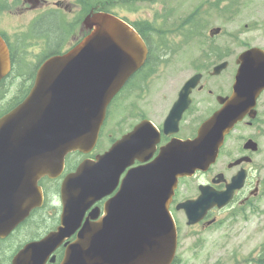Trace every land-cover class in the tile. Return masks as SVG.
Wrapping results in <instances>:
<instances>
[{"label":"water","instance_id":"1","mask_svg":"<svg viewBox=\"0 0 264 264\" xmlns=\"http://www.w3.org/2000/svg\"><path fill=\"white\" fill-rule=\"evenodd\" d=\"M84 24L94 31L68 53L45 62L26 98L0 119V237L41 204L39 178L57 177L66 154H85L94 147L108 102L142 63L141 40L122 21L95 13ZM8 71L0 40V79ZM220 124L203 125L194 141L176 142L148 167L130 170L119 192L104 204L103 216L89 222L98 209L89 212L62 264H170L176 245L168 213L173 177L214 159L217 147L211 149L207 141L221 142L226 128ZM149 133L146 128L123 136L95 162L84 160L64 178L61 227L44 242H60L74 233L91 204L109 195L123 170L140 159L137 151ZM205 205L200 197L178 208L190 221Z\"/></svg>","mask_w":264,"mask_h":264},{"label":"flooded vegetation","instance_id":"2","mask_svg":"<svg viewBox=\"0 0 264 264\" xmlns=\"http://www.w3.org/2000/svg\"><path fill=\"white\" fill-rule=\"evenodd\" d=\"M93 3L99 5V0ZM84 4V0H0V38L12 61L15 59L20 65L16 69L31 70L32 66L21 61L31 60L60 44L61 37L68 35L69 18L73 24V18L79 15ZM166 6L151 14L160 16L152 18L153 22L157 19L169 22L174 17L176 10ZM190 6L188 22L204 41L200 51H183V47L173 53L180 71L200 75V83L190 95L188 113L182 114L180 124L185 129L188 120L203 115V119H207L221 107L219 98L230 99L228 102L240 106L239 119L225 135L214 162L205 172L196 173L197 183L192 186L182 185L183 181L179 180L171 205L178 236L183 231L188 239L198 237L197 241L204 238L212 242L221 235L224 226L229 229V225L236 222L252 225V234L258 231L256 219L260 216L264 196V0H201ZM54 14L59 17L56 21L52 19ZM6 18L14 24L5 27ZM213 26L219 32L211 36ZM175 36L182 42L188 41L181 34ZM145 42L149 45L150 39ZM178 45L184 46L181 42ZM219 66L217 74L212 75ZM239 72L240 83L235 91V76ZM226 111L233 110L227 108ZM200 178L202 182H198ZM232 180L239 188L233 192L229 204L210 208L201 221L187 226L183 213L176 211V204L195 199L198 185L209 186L220 193ZM245 248L252 251V262L248 264H258L259 247L246 245ZM60 254L61 250L56 255V263ZM236 264H245V260H237Z\"/></svg>","mask_w":264,"mask_h":264},{"label":"rangeland","instance_id":"3","mask_svg":"<svg viewBox=\"0 0 264 264\" xmlns=\"http://www.w3.org/2000/svg\"><path fill=\"white\" fill-rule=\"evenodd\" d=\"M116 1V4L114 3L115 5L111 9L114 13L127 18L129 21H142L149 19L148 14L150 13V9H157L159 6L163 5V3L169 5L175 2L189 4L198 0H144L145 2L136 0L126 4L122 3L121 0ZM13 24L14 21L8 18L4 21L5 27ZM189 49L190 47L187 48V50ZM183 75L184 74L178 69L174 60H171L167 66L155 72V74L148 79L149 89L151 90L148 99L144 102L138 101L137 103L139 110L142 109L143 105L147 104V116H149L152 121H160L166 109L169 107V101L173 95V91H175L174 89H176L179 83L184 79ZM123 106L125 105H119V109L114 112L115 119L111 120L106 126L101 141L103 144L107 143V137L112 135L114 124L121 115L120 112ZM129 121L130 120L126 119L124 124L129 123ZM54 205L57 206V203L54 202ZM256 222H258L259 231L253 234L252 225L244 226L243 224H238L232 228L233 230H228L224 226L220 231L221 235L212 242H208L204 238L202 241H197V237L194 250L190 248L192 247L191 244L193 239H188L182 231L177 249L180 260L178 264H213L216 261H219L220 264H232L234 254L244 256L243 254L248 253L249 249L245 248L246 245L252 247L255 242L258 241L260 248L262 245L264 246V196L261 198L260 216L256 219ZM226 234L229 235L227 238V248L224 250V243L226 240L224 235ZM236 234H239V236L235 237ZM243 243L246 245L243 246ZM257 253H255V256ZM240 259H242V257H240ZM245 264L248 263L245 262Z\"/></svg>","mask_w":264,"mask_h":264},{"label":"trees","instance_id":"4","mask_svg":"<svg viewBox=\"0 0 264 264\" xmlns=\"http://www.w3.org/2000/svg\"><path fill=\"white\" fill-rule=\"evenodd\" d=\"M54 36H55V34H54ZM5 84H6V86H8L10 84L9 77H6L5 80H2L0 82V93L2 92V88H3V86ZM28 86H29V81H27L26 84L25 83H22V81H21L20 84H19V86H18L19 95H17V92H16L14 98H16L17 96H19V99H22L24 97V95L26 94V92H27Z\"/></svg>","mask_w":264,"mask_h":264}]
</instances>
